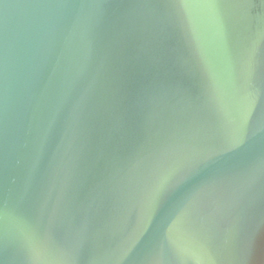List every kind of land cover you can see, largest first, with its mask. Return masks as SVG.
Returning <instances> with one entry per match:
<instances>
[{"label": "water", "instance_id": "1", "mask_svg": "<svg viewBox=\"0 0 264 264\" xmlns=\"http://www.w3.org/2000/svg\"><path fill=\"white\" fill-rule=\"evenodd\" d=\"M0 264H264V0H0Z\"/></svg>", "mask_w": 264, "mask_h": 264}]
</instances>
